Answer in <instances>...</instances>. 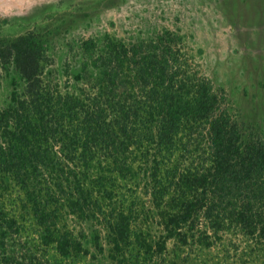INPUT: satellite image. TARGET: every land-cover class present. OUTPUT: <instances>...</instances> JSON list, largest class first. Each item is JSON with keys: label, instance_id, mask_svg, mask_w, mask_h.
<instances>
[{"label": "trees", "instance_id": "trees-1", "mask_svg": "<svg viewBox=\"0 0 264 264\" xmlns=\"http://www.w3.org/2000/svg\"><path fill=\"white\" fill-rule=\"evenodd\" d=\"M83 49L91 58L61 88L34 33L0 44V70L25 82L0 109V264H152L170 240L212 247L229 231L250 256L264 252V140L183 38L106 36ZM141 188L161 211L156 240ZM74 221L96 227L90 242Z\"/></svg>", "mask_w": 264, "mask_h": 264}, {"label": "rangeland", "instance_id": "rangeland-1", "mask_svg": "<svg viewBox=\"0 0 264 264\" xmlns=\"http://www.w3.org/2000/svg\"><path fill=\"white\" fill-rule=\"evenodd\" d=\"M166 30L183 38L198 72L225 92L245 131L264 140V0H0V44L34 33L48 50L51 79L61 88L91 58L84 53L85 41L100 44L106 36L142 41ZM24 88L13 68L1 69L0 109ZM137 203L146 233L159 239L161 211L142 188ZM72 226L88 242L96 230L91 223ZM232 233L212 247L197 238L187 244L170 240L165 257L152 264H264V252L250 256L247 239ZM97 262L113 264L106 254Z\"/></svg>", "mask_w": 264, "mask_h": 264}]
</instances>
